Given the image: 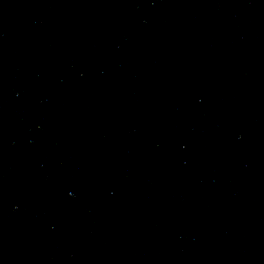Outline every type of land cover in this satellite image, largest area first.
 <instances>
[{"label": "water", "instance_id": "95a60500", "mask_svg": "<svg viewBox=\"0 0 264 264\" xmlns=\"http://www.w3.org/2000/svg\"><path fill=\"white\" fill-rule=\"evenodd\" d=\"M0 264H264V0H0Z\"/></svg>", "mask_w": 264, "mask_h": 264}]
</instances>
